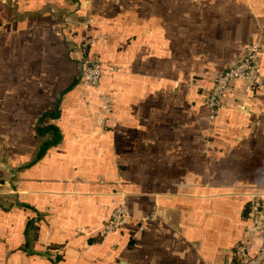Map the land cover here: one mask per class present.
<instances>
[{
  "label": "crops",
  "instance_id": "crops-1",
  "mask_svg": "<svg viewBox=\"0 0 264 264\" xmlns=\"http://www.w3.org/2000/svg\"><path fill=\"white\" fill-rule=\"evenodd\" d=\"M250 43L264 76V0H0V264H234L257 244L264 86L235 82L211 119L195 83ZM117 203L129 219L99 237Z\"/></svg>",
  "mask_w": 264,
  "mask_h": 264
},
{
  "label": "built area",
  "instance_id": "built-area-1",
  "mask_svg": "<svg viewBox=\"0 0 264 264\" xmlns=\"http://www.w3.org/2000/svg\"><path fill=\"white\" fill-rule=\"evenodd\" d=\"M257 53V45L249 44L235 64L226 68L210 81L199 79L198 87L206 92L205 103L211 119L222 107V94L231 81H241L246 92L257 91L262 85L264 86L261 68L257 63ZM102 73L101 57L97 53L87 54L82 61L81 84L84 87H98ZM102 122V117H99L97 124L102 125ZM128 219L126 206L123 203H117L98 229L97 235L102 237L120 230ZM247 221V228L256 235L257 244L249 248L245 241L237 242L233 252L236 258L234 264H264V207L259 196L251 197L249 201ZM143 223L144 219H140L138 230H142Z\"/></svg>",
  "mask_w": 264,
  "mask_h": 264
},
{
  "label": "trees",
  "instance_id": "trees-1",
  "mask_svg": "<svg viewBox=\"0 0 264 264\" xmlns=\"http://www.w3.org/2000/svg\"><path fill=\"white\" fill-rule=\"evenodd\" d=\"M58 115L57 108L53 112L44 113V115L38 117L36 126V135L40 142L37 145L35 158H39L42 154L52 145L58 143L61 139V133L59 132L57 126L52 123L41 125L42 121L46 117L55 118ZM34 158V159H35Z\"/></svg>",
  "mask_w": 264,
  "mask_h": 264
},
{
  "label": "rangeland",
  "instance_id": "rangeland-1",
  "mask_svg": "<svg viewBox=\"0 0 264 264\" xmlns=\"http://www.w3.org/2000/svg\"><path fill=\"white\" fill-rule=\"evenodd\" d=\"M250 44H252V43H250ZM248 46H249V44H248ZM247 46V47H248ZM247 47H245L244 49H242L241 50V53L239 54V56H238V59H239V57L242 55V53L245 51V49L247 48ZM237 59V60H238ZM237 60L235 61V63L237 62ZM234 63V64H235ZM260 66V65H259ZM261 68V67H260ZM261 72H262V70H261ZM218 74H220V73H218ZM218 74H215V75H212V76H204V75H199L197 78H196V80H195V83H196V85L198 86V84H199V79H205V80H207V81H210L213 77H215L216 75H218ZM263 78H264V76H263ZM235 82H238V83H241V81H238V80H235V81H231L229 84H228V86H227V88H226V90L224 91V93L222 94V106H223V97H224V94L229 90V88L235 83ZM241 86H242V88H243V85H242V83H241ZM263 88V85L260 87V89H262ZM203 91V90H202ZM245 91V90H244ZM204 93H205V95H204V100H205V102H206V92L205 91H203ZM246 92V91H245ZM249 93V92H248Z\"/></svg>",
  "mask_w": 264,
  "mask_h": 264
}]
</instances>
